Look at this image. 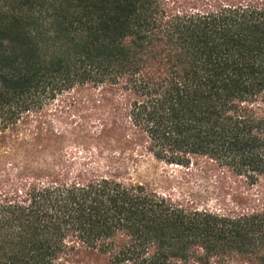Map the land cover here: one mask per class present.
<instances>
[{
	"label": "trees",
	"instance_id": "obj_1",
	"mask_svg": "<svg viewBox=\"0 0 264 264\" xmlns=\"http://www.w3.org/2000/svg\"><path fill=\"white\" fill-rule=\"evenodd\" d=\"M0 264H264V0H0Z\"/></svg>",
	"mask_w": 264,
	"mask_h": 264
},
{
	"label": "rangeland",
	"instance_id": "obj_2",
	"mask_svg": "<svg viewBox=\"0 0 264 264\" xmlns=\"http://www.w3.org/2000/svg\"><path fill=\"white\" fill-rule=\"evenodd\" d=\"M158 173L160 174V173H162V170L160 169V170H158Z\"/></svg>",
	"mask_w": 264,
	"mask_h": 264
}]
</instances>
